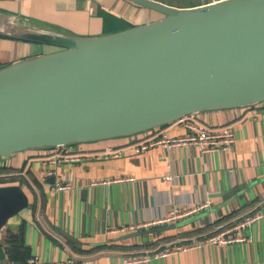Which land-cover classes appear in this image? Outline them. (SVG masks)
<instances>
[{
	"label": "crops",
	"instance_id": "0c3cea01",
	"mask_svg": "<svg viewBox=\"0 0 264 264\" xmlns=\"http://www.w3.org/2000/svg\"><path fill=\"white\" fill-rule=\"evenodd\" d=\"M154 1L191 8L219 0ZM0 14L13 26L50 28L85 38L161 18L125 0H0ZM58 50L0 35V69ZM194 115L210 129L231 128L235 144L225 152L202 153L196 146L135 151L150 140L189 134L175 122L128 137L0 159V168L17 171L0 178L18 176L25 181L0 186L19 185L29 198V206L0 232L3 251L7 231L17 234L22 229L29 258L38 257L41 264H128V258L149 254L148 261L136 264H264V103ZM107 149L114 153L107 154ZM57 154L77 160L56 163ZM57 181L68 189L52 192ZM197 207L202 209L175 222L150 225L172 208ZM252 213L262 217L236 232L243 242L151 255L224 230ZM166 226L174 227L164 230ZM0 264L17 263L5 256Z\"/></svg>",
	"mask_w": 264,
	"mask_h": 264
},
{
	"label": "water",
	"instance_id": "95a60500",
	"mask_svg": "<svg viewBox=\"0 0 264 264\" xmlns=\"http://www.w3.org/2000/svg\"><path fill=\"white\" fill-rule=\"evenodd\" d=\"M125 1L161 18L85 38L0 14V35L59 48L0 69V159L264 103V0ZM28 206L21 186H0V232Z\"/></svg>",
	"mask_w": 264,
	"mask_h": 264
},
{
	"label": "built area",
	"instance_id": "2783aa9c",
	"mask_svg": "<svg viewBox=\"0 0 264 264\" xmlns=\"http://www.w3.org/2000/svg\"><path fill=\"white\" fill-rule=\"evenodd\" d=\"M175 123V122H174ZM176 123L183 125L189 132L188 135L184 137L178 138H167L166 136L157 139L150 140L145 143L138 145L135 148L136 152L144 151L147 148L153 146H162L164 148H176L179 146H196L202 153H210L215 151L225 152L229 150L235 144V136L234 131L231 128L213 130L205 127L201 122L197 120L195 115H187L182 117L176 121ZM62 148V147H61ZM61 148H56L57 150H61ZM107 154H113V150L107 149ZM64 162H73L76 161L77 158L74 156H62V154H57L54 157V162L58 163L59 161ZM53 162V163H54ZM52 163V162H50ZM68 189V186L57 181L51 187L52 192H61ZM207 204H203L201 207H205ZM201 207L189 209V210H181L179 208H172L166 216L158 222H153L150 225H161L166 223L175 222L178 218H182L188 216L190 213L198 211L202 209ZM262 215L260 213H252L245 215L241 220L236 221L232 224V226L220 230L216 233L205 234L199 240H195L189 243H185L183 245H176L171 250L160 251L153 253L151 255L154 256H166L167 254H173L176 252L186 251L193 248L203 247L209 244H231L234 242H243L245 238L236 234L238 230L245 229L246 227L252 225L257 220L261 219ZM120 232H124L125 230H119ZM150 255V254H149ZM134 256L132 258L127 259L128 264H136L139 262H146L152 256ZM26 264H41L38 257H31L28 259Z\"/></svg>",
	"mask_w": 264,
	"mask_h": 264
},
{
	"label": "trees",
	"instance_id": "16d2710c",
	"mask_svg": "<svg viewBox=\"0 0 264 264\" xmlns=\"http://www.w3.org/2000/svg\"><path fill=\"white\" fill-rule=\"evenodd\" d=\"M109 20H111V18H109ZM14 170L0 168V174L8 176L9 173L17 172ZM14 180H18L21 183H25L23 178L16 176L15 178H4V177L0 178V184L6 181L12 182ZM151 230H154V229H151ZM104 248H107V247H103L102 249ZM4 251H5V256L8 258V260L10 259L14 263L24 264L27 262L29 258V253H28L27 248L24 247V244H23L22 229H20V231L17 234H12L9 231H7L5 241H4Z\"/></svg>",
	"mask_w": 264,
	"mask_h": 264
},
{
	"label": "rangeland",
	"instance_id": "374dc122",
	"mask_svg": "<svg viewBox=\"0 0 264 264\" xmlns=\"http://www.w3.org/2000/svg\"><path fill=\"white\" fill-rule=\"evenodd\" d=\"M112 19H113V18H112ZM205 127H206V126H205ZM207 128H208V127H207ZM208 129H210V128H208ZM158 242H160V241H158ZM158 242H154L153 244H155V243L157 244Z\"/></svg>",
	"mask_w": 264,
	"mask_h": 264
}]
</instances>
